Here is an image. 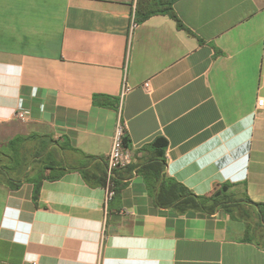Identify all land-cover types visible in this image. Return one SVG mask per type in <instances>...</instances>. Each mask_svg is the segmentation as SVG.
Masks as SVG:
<instances>
[{"label":"crops","instance_id":"obj_1","mask_svg":"<svg viewBox=\"0 0 264 264\" xmlns=\"http://www.w3.org/2000/svg\"><path fill=\"white\" fill-rule=\"evenodd\" d=\"M141 1L0 0V139L50 158L36 199L0 180V264H264V0H175L192 35ZM165 179L230 211L160 208Z\"/></svg>","mask_w":264,"mask_h":264},{"label":"trees","instance_id":"obj_2","mask_svg":"<svg viewBox=\"0 0 264 264\" xmlns=\"http://www.w3.org/2000/svg\"><path fill=\"white\" fill-rule=\"evenodd\" d=\"M174 1L175 0H142L140 3L142 6L144 4V6L143 8L141 7L140 11L142 12L149 11V12L143 14L139 21L140 22L144 21L146 18L154 14L153 12H159L169 16L172 20H174L179 30H184L188 34H191V32L182 25V23L174 13V10L172 8ZM27 140L28 139L26 138L16 137L9 141L7 147L11 154L10 153L3 154L2 152L1 155L9 156L10 168L8 169L7 167L0 165V180L2 183L9 185L14 190L18 189L23 182L30 181L34 186L33 197L34 199H36L40 189V182L38 181V177L39 175L42 174L43 170H39V172H37V174L31 178L29 177L25 178L24 181L13 177L9 173V172L18 171L20 169L21 163L19 162V158H20L19 149L20 146H22V144H24L25 141ZM126 146H127V140H126ZM155 146L159 149V153H158L159 158L160 159L163 158L165 149L167 147L166 141L160 139L156 141ZM43 150L46 149L43 148ZM49 163H50V159L49 162L45 164L46 166H44V170L47 168V165H49ZM104 182H105V177H104ZM227 191H228L227 187H222L221 189L214 192L210 196L197 197L193 195L190 191H188L185 187L176 183L175 181L171 179H165L161 182L158 188H155L154 200H155V204L158 207L171 209L180 215H185L189 212L212 215L220 210L226 212L230 211V209H227V206L232 201H230V199L226 197Z\"/></svg>","mask_w":264,"mask_h":264},{"label":"built area","instance_id":"obj_3","mask_svg":"<svg viewBox=\"0 0 264 264\" xmlns=\"http://www.w3.org/2000/svg\"><path fill=\"white\" fill-rule=\"evenodd\" d=\"M135 27L132 24V28ZM147 91L150 90L149 85L146 83L144 85ZM128 92V88H124L121 94V100L124 98L125 94ZM263 105L262 100H258V106ZM18 118L22 119V115H19ZM126 125L121 120H118L116 123L114 133L112 136V143L110 152L107 158L106 171H105V203L111 201L116 195V184H115V174L119 170H123L126 167L130 166L134 162L133 153H131L126 146ZM31 264H37L33 262Z\"/></svg>","mask_w":264,"mask_h":264},{"label":"rangeland","instance_id":"obj_4","mask_svg":"<svg viewBox=\"0 0 264 264\" xmlns=\"http://www.w3.org/2000/svg\"><path fill=\"white\" fill-rule=\"evenodd\" d=\"M8 139V137L0 139V165L5 166L9 169V156L1 155L2 152L3 154L10 153L7 147L10 141ZM19 155V162L21 163L20 169L18 171L9 173L13 177L20 180H24L28 177L31 178L36 175L39 170H44V166H46L45 164L48 163L50 159L48 150H43V144L34 142L33 140H27L24 144H22V146H20Z\"/></svg>","mask_w":264,"mask_h":264}]
</instances>
